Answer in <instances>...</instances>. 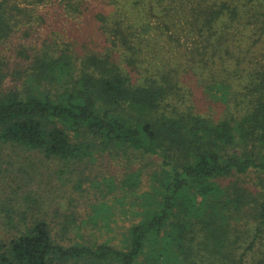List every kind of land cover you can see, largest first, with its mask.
I'll return each instance as SVG.
<instances>
[{"label":"trees","instance_id":"obj_1","mask_svg":"<svg viewBox=\"0 0 264 264\" xmlns=\"http://www.w3.org/2000/svg\"><path fill=\"white\" fill-rule=\"evenodd\" d=\"M46 1L0 0V43ZM200 11L208 28L210 54L201 59L208 63V94L225 104L233 76L221 45L234 28L264 33V0H208ZM118 29L119 58L101 52L79 58L54 44L30 58L24 48L7 80L0 55V175L8 149L42 154L71 171L99 156L127 164L148 157L160 170L149 176L145 216L128 227L123 246L94 243L82 231L101 224L99 210L86 221L63 214L56 228L32 216L36 202L26 193L18 207L0 204V264H242L256 245L255 263L264 264V60L248 74L243 99L206 117L184 98L179 66L149 65L133 74L135 47ZM91 181L116 186L111 177ZM119 184L136 188L141 171Z\"/></svg>","mask_w":264,"mask_h":264},{"label":"rangeland","instance_id":"obj_2","mask_svg":"<svg viewBox=\"0 0 264 264\" xmlns=\"http://www.w3.org/2000/svg\"><path fill=\"white\" fill-rule=\"evenodd\" d=\"M207 5L208 0H47L31 10L34 18L30 22L16 25L12 37L0 43L7 80L12 77L15 60L25 55L21 52L24 48L30 58L46 44L67 48L79 58L87 52L119 58L122 39L115 31L119 27V31L129 34L130 45L135 47L137 63L134 72L129 69L133 74L138 70L144 72L149 65L153 71L167 65L179 66L178 75L183 79L184 98L189 105L198 114L217 118L225 107L232 108L235 101L243 99L242 88L248 74L253 72L257 60H264V33H239L234 28L233 34L225 39L221 50L228 47V53L221 54L230 59L226 61L233 76L226 81L230 96L225 104L215 101L207 89L208 63L205 66L201 61L208 60L210 54L208 28L202 27L204 14L200 11ZM98 15H103L105 21H98ZM203 46L205 53H201ZM125 54L131 56L130 52ZM234 60H239V67ZM237 73L241 76L235 77ZM211 83H215L214 79ZM4 159L0 204L10 202L18 207L28 193L36 202L32 216H45L56 228L60 227L63 214H74L76 220L86 221L99 210L101 224L85 228L84 237L90 242L119 247L124 245L128 227L145 216L141 202L146 193L153 191L149 176L160 170L157 160L141 156L130 157V164L126 159L116 161L107 155L99 156L87 167L73 171L42 154L18 149H8ZM133 171H141V184L134 189L120 186V180ZM79 177L85 180L77 186ZM102 177L113 178L116 186L91 183ZM103 204L108 206L106 213L102 211ZM258 249L256 245L247 252L242 264H256L260 256Z\"/></svg>","mask_w":264,"mask_h":264}]
</instances>
